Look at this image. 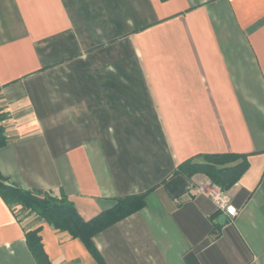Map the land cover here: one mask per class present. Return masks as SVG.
<instances>
[{
	"label": "crops",
	"instance_id": "crops-1",
	"mask_svg": "<svg viewBox=\"0 0 264 264\" xmlns=\"http://www.w3.org/2000/svg\"><path fill=\"white\" fill-rule=\"evenodd\" d=\"M0 113L9 183L85 220L143 195L93 237L102 264H264V0H0ZM214 153L247 161L234 216L177 170ZM24 214L0 194V264H37L39 226L52 264H101Z\"/></svg>",
	"mask_w": 264,
	"mask_h": 264
},
{
	"label": "trees",
	"instance_id": "trees-1",
	"mask_svg": "<svg viewBox=\"0 0 264 264\" xmlns=\"http://www.w3.org/2000/svg\"><path fill=\"white\" fill-rule=\"evenodd\" d=\"M0 113V122L4 118ZM3 128L0 124V145L5 141ZM247 161L236 153L207 154L201 160L188 159L178 166V172L188 175L195 173L206 174L212 182L223 190L232 186L246 170ZM0 194L12 208L15 215L29 210L39 219L47 221L54 228L67 231L71 236L80 238L89 252L102 264L101 254L98 251L93 237L105 226L115 222L134 209L142 206L143 195L124 197L118 200L114 207L101 213L97 217L85 220L77 211L67 196L58 197L50 192H39L11 184L0 171ZM41 227L26 232V241L37 264H52L44 249Z\"/></svg>",
	"mask_w": 264,
	"mask_h": 264
},
{
	"label": "built area",
	"instance_id": "built-area-1",
	"mask_svg": "<svg viewBox=\"0 0 264 264\" xmlns=\"http://www.w3.org/2000/svg\"><path fill=\"white\" fill-rule=\"evenodd\" d=\"M201 191L207 193L218 209L225 211L229 215H236L237 208L231 202L229 195L223 190L220 186L213 184L210 185L207 189L201 188ZM58 264H77L71 260H65Z\"/></svg>",
	"mask_w": 264,
	"mask_h": 264
},
{
	"label": "rangeland",
	"instance_id": "rangeland-1",
	"mask_svg": "<svg viewBox=\"0 0 264 264\" xmlns=\"http://www.w3.org/2000/svg\"><path fill=\"white\" fill-rule=\"evenodd\" d=\"M24 213H27L26 214V216L28 215V214H31V215H33L34 216V218H33V221H34V219L35 218H38V216L36 215V214H34V213H31L29 210H25V211H22L21 213H20V216L22 217L23 215H25ZM25 217V216H24ZM39 219V218H38ZM39 220H41V219H39ZM43 221V220H42ZM45 222H47V221H45ZM48 223V222H47ZM49 224V223H48ZM50 225V224H49ZM52 226V225H51ZM65 261V260H64Z\"/></svg>",
	"mask_w": 264,
	"mask_h": 264
},
{
	"label": "water",
	"instance_id": "water-1",
	"mask_svg": "<svg viewBox=\"0 0 264 264\" xmlns=\"http://www.w3.org/2000/svg\"><path fill=\"white\" fill-rule=\"evenodd\" d=\"M223 220H225V216L220 218V222L223 223Z\"/></svg>",
	"mask_w": 264,
	"mask_h": 264
}]
</instances>
